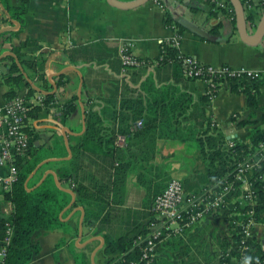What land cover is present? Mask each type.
Listing matches in <instances>:
<instances>
[{"label":"crops","instance_id":"1","mask_svg":"<svg viewBox=\"0 0 264 264\" xmlns=\"http://www.w3.org/2000/svg\"><path fill=\"white\" fill-rule=\"evenodd\" d=\"M17 2L12 0L13 4ZM259 2L251 0L244 8L245 16L254 18L253 22L245 21L249 36L255 33L263 13L257 7ZM233 19L235 17L214 8L207 0H159V5L151 0L130 10L115 8L106 0H28L26 16L19 24L8 20L0 4V34L17 32L11 41L0 38V74L7 73L14 60L29 85L37 91L31 101L38 104L37 99H42V94L54 96V102L46 108L47 115L29 121L40 135V144H49L55 132L61 135L65 147L67 144L70 150L85 132L88 108L92 107L106 120L114 112L115 115L119 113L122 79L137 89L135 94H151L158 100L161 98L164 104L162 111L150 110L145 125L139 121L141 126L133 130L141 128L136 135L127 139L118 137L113 153L114 167H110L111 160L104 157L105 144L100 146L99 156L84 153L81 157L78 172L81 180L89 186L97 178L105 189L104 195H97L98 205L103 209L98 208V221L90 219L85 224L86 207L77 205V194L69 182H60L50 168L40 172V182L51 175L56 186L69 195L68 205L62 213L68 231L36 233L34 241L40 251L33 256L31 264H75L74 254H84L91 264H105L107 241L113 243L121 236L127 251L134 236L147 235L154 221V198L171 180L184 183L202 170V161L197 158V143L190 137L191 125L202 120V110L206 120L226 139L251 145L264 135V78L255 81L260 94L258 106L252 110L247 108L243 93L230 91V83L219 85L214 97L204 102L208 96L204 82L184 77L172 64L159 67L155 62L161 57L163 43L171 41L179 30L177 49L182 57L193 58L203 65L263 72L264 38L255 45L244 43ZM167 20L172 26L166 23ZM182 20L217 40L196 36L180 24ZM123 46H128L134 58L141 61L137 68L144 70L133 84L130 73L121 68ZM32 61L43 64L41 71L49 85L47 92L37 87V76L21 68L20 62ZM60 81L65 84L58 85ZM6 90L7 87L1 85L3 101ZM73 98L77 99L78 107L62 124L59 109ZM177 99L184 101L181 111L184 115L183 120L175 122L168 107ZM188 105H192V109H187ZM242 122L248 124L242 126ZM110 126L108 122L104 123L101 137L108 133ZM71 156V150L70 156L67 151L64 159ZM51 161L55 159L43 161L29 179ZM262 161L264 157L256 163ZM250 177L251 172L244 177V184L241 183L244 192L253 189ZM208 193L206 190L188 193L194 198L195 208L203 213L187 226L171 225V232L154 249V264H221L223 256L229 252L224 241L230 235L228 219L232 217L224 214L225 205L238 199L243 205H254L257 198L235 197L234 191V195L225 200L224 207L215 209L207 205L211 199L206 197ZM5 207L6 212L11 208L10 204ZM90 208L97 212L96 207ZM103 214H107L104 223L101 222ZM252 232L263 248L264 222H253ZM63 240L66 243L59 245ZM121 255L116 252L108 258L116 259Z\"/></svg>","mask_w":264,"mask_h":264},{"label":"trees","instance_id":"2","mask_svg":"<svg viewBox=\"0 0 264 264\" xmlns=\"http://www.w3.org/2000/svg\"><path fill=\"white\" fill-rule=\"evenodd\" d=\"M117 1L131 2L134 0ZM156 1L159 3V0ZM224 1L227 8L223 9V11L234 18L229 0ZM241 3L243 8H245V6L251 3V0H241ZM0 4L9 21H16L19 24L23 22L27 13L28 0H18L17 4H13L12 0H0ZM211 5L215 8L214 4ZM257 7L261 8L263 12L264 0H260ZM245 21L253 22L254 18L248 15L245 16ZM166 23L172 26L169 20ZM233 23H235L234 19ZM176 28L178 27L176 26ZM16 34L17 32H3L0 34V38L11 41ZM176 35L179 37V30L176 31ZM181 58L179 50L172 45L171 41H167L163 43L160 59L155 62H157L159 67L172 64L174 67L179 68L182 73ZM20 65L26 73L30 72L37 76L38 82H36V85L38 88L46 92L49 90V85L41 71L42 62H20ZM121 68L130 73L132 84L144 71L143 68L126 67L122 64ZM0 84L7 87L3 95L5 101L10 102L16 98L24 99L27 113L23 130L28 136V148L23 156L18 157L16 160L17 180L8 192H0V248L4 247L5 249V255L2 258L1 264H31L33 256L40 251L39 245L34 241L36 233H47L55 230L68 231L66 223L62 221V213L68 205L69 195L56 186L51 175H48L40 182V172L45 168H50L56 173L60 182H69L71 189L77 194V205L86 207L85 224L90 219L95 222L98 221L100 217L98 208L103 209L98 205L97 195H104L105 189L100 186L97 178L92 182L93 185L92 183L89 186L84 184L80 178L81 176L78 175L79 170H81V157L84 153L99 156L98 151H100V146L105 144V148H103L104 157L109 158L111 160L109 166L114 167L116 159L113 158V153L116 149L115 142L118 140V137L124 136L127 139L128 136L136 135L141 129L138 128L136 131H133L135 130L134 128L141 126H137V123L142 121L144 123H142V126L145 125L146 122L144 121L148 119L150 110L162 111L164 104H162L161 98L158 100L156 96L151 97V94L144 96L140 93L135 94L134 92L137 89H133L125 79H122L119 92V113L116 112L115 115L114 112L113 115L107 118V121L105 117L93 111L92 107L88 108L85 112V132L76 139L75 146L70 148L72 153L71 158L65 160L67 149L61 135L53 132L49 144H40L38 131L29 123V121L31 122L47 115L46 108L50 103L54 102V96L42 94V101H38V104L34 100L31 101L36 96L37 91L29 85L24 74L20 71V66L14 60L10 62L8 72L0 74ZM63 84L65 82H58V85ZM230 84V91L232 93H243L246 96V106L248 109L253 110L257 108L260 90L259 85H256L255 81L244 80L230 82ZM143 85L144 83L142 87ZM214 95L215 91L208 94V98L206 97L204 102L214 97ZM183 105L184 101L177 99L171 102L168 107V110L173 113L172 120L174 119L175 122L183 120L184 114L181 113ZM189 105L186 108L192 109L193 106L189 107ZM77 107L76 98L60 107L59 117L62 124L76 111ZM201 117L202 120L200 122H195L191 125L190 137L197 143V158L202 161V170L201 172H196V176L192 179H187L182 183L184 192L189 196L188 193L206 190L207 193L209 192L208 194L215 197L214 193L219 194L224 188L230 186L228 196L234 195V191H236L235 197L242 196V199L246 196H249L251 199L257 198L254 205H243L239 199L228 205H225L227 203L225 202L224 214L231 215L232 217L230 220L228 219L230 235L224 241V246L225 248H229V252L223 256L221 264H243L246 256L254 258L252 264H264V251L261 244L257 243L255 234H252L250 237H245L243 234L245 227L250 221L264 222V161L256 164L251 171L250 182L253 186L251 192H244L241 189L242 182L237 180V167L240 163L246 161L254 162L264 154L263 151H259L258 146V142L264 141V135L251 145L239 142L236 139L227 140L218 128L212 127L211 122L206 120L204 110L201 111ZM188 119H190V116ZM105 122H108L111 126L108 127V133L101 137V130ZM115 123H117L116 127ZM247 124L248 122L241 123L242 126ZM48 159H55V161L46 163L29 179V176L35 169ZM119 165L120 163H118ZM228 196L226 199H228ZM7 204H10L11 207L8 212L5 211ZM90 207H96L97 212L94 213ZM106 215L104 216L103 214L102 223H104L103 220ZM8 229H11L12 236L9 244L3 246L4 244L2 243L7 238ZM134 237L130 240L131 243H133V240H136L137 236ZM65 243L63 240L59 245ZM142 246L134 247L131 251L127 252L125 251L124 239L121 236L115 239L113 243L107 241L104 246V256L107 258L105 264H131L132 262H138V259L141 257ZM116 252H121L122 255L116 259L108 258ZM74 263L91 264L88 257L84 254H74Z\"/></svg>","mask_w":264,"mask_h":264},{"label":"built area","instance_id":"3","mask_svg":"<svg viewBox=\"0 0 264 264\" xmlns=\"http://www.w3.org/2000/svg\"><path fill=\"white\" fill-rule=\"evenodd\" d=\"M156 4L159 3L153 0ZM219 9H226L224 0H207ZM172 45L177 48L179 38L175 36ZM120 59L123 66L140 67L141 61L134 58L128 46H123L120 51ZM181 68L184 77L204 82L208 89V94L217 90L222 83L238 81H258L264 78V71H252L245 68L232 69L228 66L214 67L203 65L190 57L181 58ZM1 89V85H0ZM39 102L41 98L37 99ZM27 107L23 98H16L7 102L0 98V192H8L13 183L17 180L16 160L23 156L28 148V136L24 132V121L26 119ZM141 122L137 123L140 126ZM232 146V144H230ZM259 151L264 153V141L258 143ZM264 157V154L260 156ZM259 157V158H260ZM258 158V159H259ZM244 162L237 167V180L244 184V177L250 173L258 163ZM250 190L249 192H251ZM230 192L227 186L221 193L211 196L207 194V205L211 208L219 209L224 207V202ZM249 199V196H246ZM194 198L187 196L184 192L182 182L171 180L165 190L155 198L152 208L154 211V221L151 231L145 236H139L130 246L131 251L134 247L142 246L141 257L138 262L131 264H154V249L171 232V225L187 226L193 223L197 217L202 215V211L195 208ZM253 221L245 227L243 234L245 237L252 236ZM12 236L11 229L7 230V238L4 239L3 246L8 245ZM264 251V246H263ZM5 255L4 247L0 248V259Z\"/></svg>","mask_w":264,"mask_h":264},{"label":"water","instance_id":"4","mask_svg":"<svg viewBox=\"0 0 264 264\" xmlns=\"http://www.w3.org/2000/svg\"><path fill=\"white\" fill-rule=\"evenodd\" d=\"M107 3L115 8L122 9V10H130L135 9L140 6H143L147 2L151 0H134L131 2H120L117 0H106ZM232 10L235 17V23H236V29L239 33L240 39L249 45H255L259 43L264 38V11L262 13V16L260 18V21L257 25L256 31L252 36L248 35L246 22H245V14H244V8L242 6L241 0H229ZM180 24L196 36L200 38H204L207 40L216 41V38H213L208 33L202 31L201 29L197 28L196 26L190 24L189 22H186L184 20L180 21ZM230 140V139H227ZM68 154L70 156V150L66 144ZM41 166V164L35 169V171ZM34 171V173H35Z\"/></svg>","mask_w":264,"mask_h":264},{"label":"clouds","instance_id":"5","mask_svg":"<svg viewBox=\"0 0 264 264\" xmlns=\"http://www.w3.org/2000/svg\"><path fill=\"white\" fill-rule=\"evenodd\" d=\"M253 257L251 256H246L243 260V264H252V261H253ZM258 260V258H256Z\"/></svg>","mask_w":264,"mask_h":264}]
</instances>
